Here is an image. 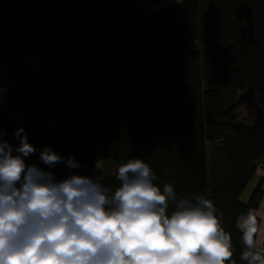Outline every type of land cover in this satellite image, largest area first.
Wrapping results in <instances>:
<instances>
[{
	"label": "trees",
	"instance_id": "1",
	"mask_svg": "<svg viewBox=\"0 0 264 264\" xmlns=\"http://www.w3.org/2000/svg\"><path fill=\"white\" fill-rule=\"evenodd\" d=\"M47 48L67 59H45ZM2 72L13 83L0 76L2 139L17 146L23 128L36 149L81 167L49 168L38 154L27 164L114 189L97 163L142 159L161 189L212 200L230 236L225 264H247L236 221L263 195L258 184L239 201L264 154V0H178L156 11L143 0H0ZM223 90L245 94L227 104ZM250 97L246 124L237 108Z\"/></svg>",
	"mask_w": 264,
	"mask_h": 264
},
{
	"label": "clouds",
	"instance_id": "2",
	"mask_svg": "<svg viewBox=\"0 0 264 264\" xmlns=\"http://www.w3.org/2000/svg\"><path fill=\"white\" fill-rule=\"evenodd\" d=\"M3 89L0 88V102ZM14 132L10 145L0 130V264H225L230 236L212 200L178 197L142 159L129 157L114 169L118 186L87 176L57 180L25 158L38 154L49 168L81 165L45 146L36 149ZM170 204L173 205L169 211ZM251 213L239 228L247 264H264L256 251Z\"/></svg>",
	"mask_w": 264,
	"mask_h": 264
},
{
	"label": "rangeland",
	"instance_id": "3",
	"mask_svg": "<svg viewBox=\"0 0 264 264\" xmlns=\"http://www.w3.org/2000/svg\"><path fill=\"white\" fill-rule=\"evenodd\" d=\"M176 2H178V0H143L145 9L150 10V11H156L164 6H167V5L176 3ZM195 46L196 45L194 43L190 44V48L192 49H194ZM43 56L45 59L51 60L53 62L63 61L67 59V56L65 54L57 53L52 48L45 49L43 52ZM25 63L31 66L35 70L38 69L37 65L30 58L25 60ZM0 76L6 82V84L12 89L13 83L5 77L3 72L0 74ZM221 93H222V96L224 97L225 102L229 104V103H233L239 100L240 97L245 94V91L231 92V91L223 90L221 91ZM248 100L249 101L247 103L237 108V110L239 111L238 113L239 118L247 119L246 122H248L249 121L248 118L252 116L253 107H254L253 100H255V98L250 97ZM209 152H210V149H209ZM116 166L117 165L114 161L104 160V161H100L97 163L96 169L101 173L102 176H111L114 174V169L116 168Z\"/></svg>",
	"mask_w": 264,
	"mask_h": 264
},
{
	"label": "crops",
	"instance_id": "4",
	"mask_svg": "<svg viewBox=\"0 0 264 264\" xmlns=\"http://www.w3.org/2000/svg\"><path fill=\"white\" fill-rule=\"evenodd\" d=\"M253 101H254L253 102L254 107H253L252 116L248 118L249 121L246 122L247 119L239 118L238 115L239 111L237 110L238 121L245 122L246 124L253 123L254 114H255V100ZM258 184H260L261 190L263 192L258 207L249 209L246 214L239 216L236 221V226L240 230L239 224L241 223V218L247 216L248 213H251L252 218L255 220L254 226L256 228V231L253 234V242L256 246L255 250L260 252L262 255H264V171L256 169L253 177L250 179V181L242 191L239 197V201L244 205L247 204L251 197V194L253 193L254 189L257 187Z\"/></svg>",
	"mask_w": 264,
	"mask_h": 264
},
{
	"label": "built area",
	"instance_id": "5",
	"mask_svg": "<svg viewBox=\"0 0 264 264\" xmlns=\"http://www.w3.org/2000/svg\"><path fill=\"white\" fill-rule=\"evenodd\" d=\"M256 168L259 170L264 171V154L261 156V158L256 163Z\"/></svg>",
	"mask_w": 264,
	"mask_h": 264
}]
</instances>
